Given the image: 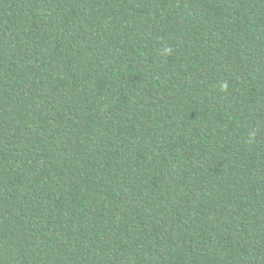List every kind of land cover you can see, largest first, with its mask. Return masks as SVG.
I'll return each mask as SVG.
<instances>
[{
  "label": "trees",
  "instance_id": "1",
  "mask_svg": "<svg viewBox=\"0 0 264 264\" xmlns=\"http://www.w3.org/2000/svg\"><path fill=\"white\" fill-rule=\"evenodd\" d=\"M0 264H264V0H0Z\"/></svg>",
  "mask_w": 264,
  "mask_h": 264
}]
</instances>
